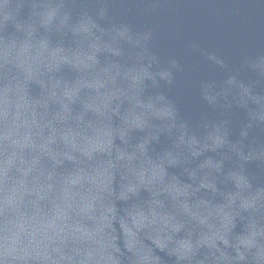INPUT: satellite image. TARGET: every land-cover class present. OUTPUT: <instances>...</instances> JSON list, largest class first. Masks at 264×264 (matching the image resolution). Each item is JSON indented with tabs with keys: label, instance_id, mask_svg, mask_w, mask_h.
Wrapping results in <instances>:
<instances>
[{
	"label": "water",
	"instance_id": "obj_1",
	"mask_svg": "<svg viewBox=\"0 0 264 264\" xmlns=\"http://www.w3.org/2000/svg\"><path fill=\"white\" fill-rule=\"evenodd\" d=\"M0 264H264V0H0Z\"/></svg>",
	"mask_w": 264,
	"mask_h": 264
}]
</instances>
